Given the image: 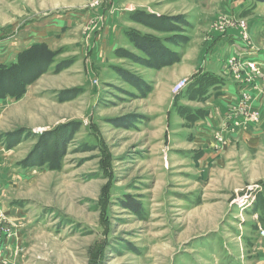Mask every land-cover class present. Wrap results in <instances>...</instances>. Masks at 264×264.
Listing matches in <instances>:
<instances>
[{
    "label": "rangeland",
    "instance_id": "obj_1",
    "mask_svg": "<svg viewBox=\"0 0 264 264\" xmlns=\"http://www.w3.org/2000/svg\"><path fill=\"white\" fill-rule=\"evenodd\" d=\"M202 1L0 0V64L46 48L0 73V264H229L264 239V139L204 167L175 135L201 108L175 85L226 22ZM75 16L50 44L18 35Z\"/></svg>",
    "mask_w": 264,
    "mask_h": 264
},
{
    "label": "crops",
    "instance_id": "obj_2",
    "mask_svg": "<svg viewBox=\"0 0 264 264\" xmlns=\"http://www.w3.org/2000/svg\"><path fill=\"white\" fill-rule=\"evenodd\" d=\"M202 2L206 3L207 0ZM208 6L217 15L224 17L226 22L222 26L224 29L220 31L216 29L210 33L209 40L205 41L204 44L202 59L198 60L197 68L193 73L198 74L200 77L212 76L217 79L216 82L218 83L203 81L200 84L202 89L197 91L198 86L195 83V77L192 78L191 76L190 79L186 80L185 86L188 87V94L191 91L203 92L201 96L196 94L194 97L195 101H199L201 108L199 107L198 111L192 113L194 118H190L191 125L189 127H182L181 124L180 126L178 124L176 127L179 132L174 134L179 135V137L182 136L179 141L183 142L186 147L201 151L199 153L198 150L193 155L192 150L189 149L192 155L191 160L195 164H203L205 167V165L208 166L213 162H217L222 167L233 160L235 147L240 145L243 150L248 149V147L254 148L258 143L260 145V142L264 139V76L251 75L250 81L245 79V76L249 74L246 62L256 61L261 64L260 62L264 61V2L211 0ZM123 15L124 13H119L116 16H109L107 21L113 31L121 32L123 30V25L120 22ZM78 20L79 17L75 16L70 23L67 20L61 21L58 25L48 20L34 26L31 24L27 30L18 35L26 36L24 44L40 41L50 44L54 32H60L64 27H73L75 21ZM230 20L246 21V32L250 36V44L241 38L242 30L239 29L237 24H227ZM45 27H51L53 32L46 31L44 33ZM198 39L195 37V39H191L186 42L187 44H184L187 52L192 50L195 41ZM17 42L12 44L16 46ZM18 45H20V42H18ZM15 48L14 51L21 50V48ZM3 60L4 57H0V63H3ZM183 60L185 59H181L182 62ZM172 67H175V64L169 68ZM164 68L157 70L154 76L156 73L163 72ZM199 68L202 69V72ZM156 80H153L154 85L157 82ZM243 112L248 114L258 112L260 115L258 125H249L248 122L243 124L241 122ZM176 127L174 126L175 129ZM13 174L15 175L14 172ZM12 177L14 176L12 175ZM261 225L264 227V223L259 222L258 227H261ZM253 238L247 258H233L234 260L229 258V260L227 259V261H230L229 264H264V239L260 237ZM221 252L222 249L218 250V257L222 256L220 255Z\"/></svg>",
    "mask_w": 264,
    "mask_h": 264
},
{
    "label": "trees",
    "instance_id": "obj_3",
    "mask_svg": "<svg viewBox=\"0 0 264 264\" xmlns=\"http://www.w3.org/2000/svg\"><path fill=\"white\" fill-rule=\"evenodd\" d=\"M257 1H260V2H264V0H257ZM136 47L137 48H141V50H145L144 52H146V53H148V51H146V49H145V47H143V46H140L139 44H137L136 45ZM35 49V50H41L40 52L41 53H44L45 51L44 50H46V48L44 47V45H42V44H35V45H33L31 48H29V49H27V50H25L20 56H19V61H18V63H16V64H13V65H11V66H5V65H2V64H0V73L2 74V73H5V72H12V71H14L16 68H18L21 64H22V62H24V59H25V57L29 54V53H31L32 52V50L31 49ZM31 50V51H30ZM147 56H148V54H146ZM37 62V61H36ZM196 77H195V83L197 84V91H200L201 89H202V86L200 85L203 81H210V82H212V83H214L215 84V82H216V78H214V77H212V76H208V77H206V76H198V74H196L195 75ZM216 83H218V82H216ZM187 87V86H186ZM195 93V95L196 94H198L199 96H201L202 94H203V92H194ZM16 95V94H15ZM19 95V93L16 95V97Z\"/></svg>",
    "mask_w": 264,
    "mask_h": 264
},
{
    "label": "built area",
    "instance_id": "obj_4",
    "mask_svg": "<svg viewBox=\"0 0 264 264\" xmlns=\"http://www.w3.org/2000/svg\"><path fill=\"white\" fill-rule=\"evenodd\" d=\"M235 61V59H234ZM232 63V61H230ZM259 62L256 61H248L246 62V68L249 71V74L245 76L246 81H250V76L251 75H260V76H264V61H261V64H258ZM186 85V81L183 79L181 81H179V83H177L176 89L178 91H180L183 87H185ZM262 234L264 235V230L261 231Z\"/></svg>",
    "mask_w": 264,
    "mask_h": 264
}]
</instances>
